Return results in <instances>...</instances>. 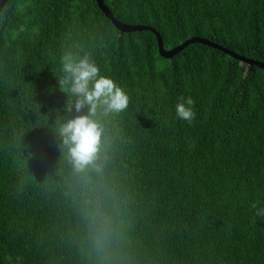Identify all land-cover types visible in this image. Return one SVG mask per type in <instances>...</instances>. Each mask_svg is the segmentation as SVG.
Segmentation results:
<instances>
[{"label":"trees","instance_id":"obj_1","mask_svg":"<svg viewBox=\"0 0 264 264\" xmlns=\"http://www.w3.org/2000/svg\"><path fill=\"white\" fill-rule=\"evenodd\" d=\"M171 49L194 36L264 60V0H104ZM89 56L128 108L102 116L95 165L59 147L60 58ZM180 98L194 101L189 123ZM97 168L99 170H97ZM91 202V203H90ZM113 237L98 253L86 213ZM255 205V207H254ZM264 68L198 42L172 58L97 0H8L0 12V264H264Z\"/></svg>","mask_w":264,"mask_h":264},{"label":"clouds","instance_id":"obj_2","mask_svg":"<svg viewBox=\"0 0 264 264\" xmlns=\"http://www.w3.org/2000/svg\"><path fill=\"white\" fill-rule=\"evenodd\" d=\"M60 65L63 77L59 87L70 93L63 111L66 114L73 110L80 113L85 108L87 111L71 118L65 116L57 129L59 147L66 150L75 172L86 173L95 165L103 144L105 127L97 118L98 114L108 116L125 111L130 97L114 79L101 74L97 64L87 55L78 56L68 51L61 56ZM193 104L191 98H180L175 105L176 116L190 123L195 118ZM258 214H264V209ZM86 218L93 246L98 253L106 251L114 232L111 216L99 203H94Z\"/></svg>","mask_w":264,"mask_h":264},{"label":"water","instance_id":"obj_3","mask_svg":"<svg viewBox=\"0 0 264 264\" xmlns=\"http://www.w3.org/2000/svg\"><path fill=\"white\" fill-rule=\"evenodd\" d=\"M8 0H0V12L2 10V8L4 7V5L6 4ZM99 8L105 13V15L111 19V21L114 23V25L123 32H131V31H144V30H148V31H152L156 34L157 36V40H158V46H159V51L160 54L165 57V58H172L174 57L177 53H179L180 51H182L187 45L191 44V43H201V44H205L208 45L212 48H216L218 50H221L231 56H233L236 59H239L240 61H242L243 63H247V64H255L260 68H264V60H256L253 58H249V57H245L242 56L228 48H225L224 46L213 42L207 38H203V37H198V36H194L191 37L189 39H186L183 43L171 48V49H166L164 47V41L160 35V33L152 26L150 25H141V24H135V25H131V24H125L121 21H119L111 12V10L109 9V7L105 4L104 0H97Z\"/></svg>","mask_w":264,"mask_h":264}]
</instances>
